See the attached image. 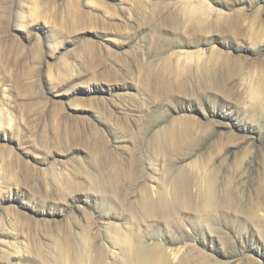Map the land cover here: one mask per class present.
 Masks as SVG:
<instances>
[{"label": "rangeland", "instance_id": "1", "mask_svg": "<svg viewBox=\"0 0 264 264\" xmlns=\"http://www.w3.org/2000/svg\"><path fill=\"white\" fill-rule=\"evenodd\" d=\"M139 251L264 264V0H0V264Z\"/></svg>", "mask_w": 264, "mask_h": 264}, {"label": "bare ground", "instance_id": "2", "mask_svg": "<svg viewBox=\"0 0 264 264\" xmlns=\"http://www.w3.org/2000/svg\"><path fill=\"white\" fill-rule=\"evenodd\" d=\"M142 250V249H141ZM137 253V252H136ZM139 253H141L139 251ZM147 253H141V256L138 257L137 255V263L138 264H157V262H155L153 257L150 256H146ZM157 261V260H156Z\"/></svg>", "mask_w": 264, "mask_h": 264}]
</instances>
